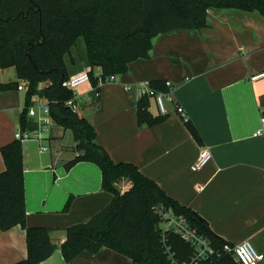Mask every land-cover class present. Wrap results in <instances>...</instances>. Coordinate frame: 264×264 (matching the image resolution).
Wrapping results in <instances>:
<instances>
[{"label":"crops","instance_id":"0c3cea01","mask_svg":"<svg viewBox=\"0 0 264 264\" xmlns=\"http://www.w3.org/2000/svg\"><path fill=\"white\" fill-rule=\"evenodd\" d=\"M68 72L69 77L80 73ZM151 81L169 82L172 101L162 122L138 126L137 88ZM14 82H20L14 68L0 70V84ZM99 92L95 100L90 84L76 89L79 116L94 128L96 143L113 162L136 166L166 195L206 221L225 243L246 241L264 256V136H255L264 116V17L255 11L208 9L204 29L155 36L149 57L130 63L125 74L102 84ZM24 99V91L0 92V148L14 141ZM176 106L196 128L199 144ZM149 111L157 115L152 99ZM53 124L44 132L45 153L40 154L35 143L23 147L26 225L50 229V241L57 247L41 264H131L105 248L64 261L59 247L66 230L89 222L108 207L112 195L102 190L95 164L80 162L65 169L77 155L73 135ZM203 148L211 160L192 172ZM129 188L127 181L118 185L120 193ZM25 258V231L20 226L0 231V264Z\"/></svg>","mask_w":264,"mask_h":264},{"label":"trees","instance_id":"16d2710c","mask_svg":"<svg viewBox=\"0 0 264 264\" xmlns=\"http://www.w3.org/2000/svg\"><path fill=\"white\" fill-rule=\"evenodd\" d=\"M211 8L255 11L264 17V0H0V70L14 68L17 79L29 84L19 117L20 129L35 128L26 117L31 97L47 100L53 123L73 135L77 155L64 164L65 169L80 162L95 164L101 172L102 190L112 195L108 207L89 222L66 230V239L59 247L66 263L81 253L93 255L105 248L128 258L131 264H173L172 260L188 264L193 256L188 244L173 234L162 242L158 208L184 217L215 249L225 243L204 231L194 211L166 195L136 166L113 162L96 143L94 128L67 107L73 94L63 86L69 78L64 58L70 56L78 39L84 42L85 66L91 70L90 84L98 93L95 100H99V82L123 75L130 63L147 59L155 36L204 29ZM70 65H75L73 58ZM95 68L100 70L98 78L94 77ZM165 83L151 81L149 85L156 92L167 93ZM41 84L45 86L40 88ZM17 86L16 82L0 84V92L17 90ZM149 101L143 96L137 102L138 126H153L166 117H153ZM184 124L199 144L196 128L189 120ZM0 155L4 163L0 173V231L20 226L25 231L26 258L15 264H41L57 247L50 241V229L26 225L23 146L14 140L0 148ZM125 181L130 188L120 193L118 185ZM68 206L69 202L64 211ZM200 264L237 263L231 256L220 254Z\"/></svg>","mask_w":264,"mask_h":264},{"label":"built area","instance_id":"2783aa9c","mask_svg":"<svg viewBox=\"0 0 264 264\" xmlns=\"http://www.w3.org/2000/svg\"><path fill=\"white\" fill-rule=\"evenodd\" d=\"M90 71L91 70L88 68L87 70L72 75L63 84V86L72 91L73 94V98L67 101L66 105L78 116L80 115V108L78 106L79 99L75 91L84 84H90ZM99 75L100 72L94 73V77L98 78ZM115 80L116 78H112L106 83H113ZM102 84L105 83L99 82L98 87ZM28 85V82L20 81L17 86V90L24 91L26 93ZM165 85L168 88L167 93L154 91L150 87L149 82L141 84L137 88L140 98L147 96L149 100H154L157 115L153 116L150 113L153 117L167 115L166 104L168 101H172L173 87L169 82H166ZM124 90L129 92L131 88L124 87ZM90 91L94 94L95 99H97L98 93L96 89L91 86V84ZM49 106V102H47L44 98H41L38 95L32 96L27 108L26 117L35 124V128L32 130H21L19 127L14 134V140L19 141L23 147L28 143H35L40 154L47 151V146L44 145V132L46 128L52 124V119L49 115ZM175 112L182 117L184 121L188 120L181 107L176 106ZM255 136H264V116L261 117L260 128L256 131ZM210 160L211 154L209 150L207 148H203L199 153L197 161L191 166L190 170L192 172H196L203 168ZM156 213L159 217V232L162 242H165L168 234H173L192 248L193 256L188 264H200L209 258L219 256L220 254L231 256L237 264H259L264 259V256L257 252L255 248L246 241L237 245L224 243L221 249H215L211 245L210 241L204 235L200 234L196 228L192 227L184 217L175 215L171 210H166L164 208L156 209ZM169 258L172 259L171 254L169 255ZM172 263L176 264L173 260Z\"/></svg>","mask_w":264,"mask_h":264},{"label":"rangeland","instance_id":"374dc122","mask_svg":"<svg viewBox=\"0 0 264 264\" xmlns=\"http://www.w3.org/2000/svg\"><path fill=\"white\" fill-rule=\"evenodd\" d=\"M70 56H72V58L74 59L75 65L71 67L70 65L71 57L69 56L65 57L66 58L65 61L67 63L68 69L70 71H74V70H76L77 72L82 71L83 67L86 64V50H85L84 42L81 38L77 40L76 44L71 49ZM40 86H45V84H41ZM166 107H167V104H166ZM52 124H53V121H52ZM52 126L56 127V124L54 123Z\"/></svg>","mask_w":264,"mask_h":264},{"label":"water","instance_id":"95a60500","mask_svg":"<svg viewBox=\"0 0 264 264\" xmlns=\"http://www.w3.org/2000/svg\"><path fill=\"white\" fill-rule=\"evenodd\" d=\"M198 218H199V221L202 225V229L206 232H211L208 223L206 221H204L202 218H200V217H198Z\"/></svg>","mask_w":264,"mask_h":264}]
</instances>
